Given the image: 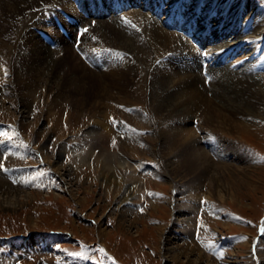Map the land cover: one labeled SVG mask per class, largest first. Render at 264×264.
<instances>
[{
  "label": "bare ground",
  "instance_id": "6f19581e",
  "mask_svg": "<svg viewBox=\"0 0 264 264\" xmlns=\"http://www.w3.org/2000/svg\"><path fill=\"white\" fill-rule=\"evenodd\" d=\"M263 46L264 0H0V121L8 123L4 126L0 122V196L25 192L17 186H48L52 173L60 180L76 179L73 169L63 161L66 148L61 144L62 137L52 143L49 133L40 128L44 125L37 127L30 122L32 108L36 102L46 104L43 95L54 97L55 103L57 97L62 99L68 83L76 90L84 84L100 85L105 79L110 89L118 90V96L106 95L102 103L105 109L78 111V117L80 121L83 117L97 121L106 113L111 127L85 130L76 140L79 144L71 141V155L83 165H93L98 177L106 176L102 186L114 194L123 221L134 213L138 220L147 216L137 214L129 205L141 209L139 202L132 201L144 179L137 171L140 162L131 175L136 181L131 184L117 187L118 180L108 178L119 174L117 164L132 171L127 159L144 157L158 163V169L150 167V171L155 177L168 176L172 190H178L176 198L171 195L166 200L171 207L176 203L173 210L170 207L176 221L169 228H165L166 217L159 215L160 201L151 204L161 221L158 228H163L156 240L165 246L166 260L187 256L197 249V264L205 258L219 259L221 251L207 255L200 250L208 219L203 218L205 208L203 216L197 219L196 214L193 218V190L185 185L180 172L192 173L191 182L197 188L205 187L201 196L208 201L234 198L233 182L227 183L222 169L252 161L249 150L237 145L230 135L264 132ZM157 58L160 60L155 69L152 65ZM32 93H40L39 99L31 100ZM97 104L92 103L95 108ZM13 105L17 110L13 111ZM59 109L58 115L66 113L71 119L69 101ZM144 130L150 134L144 136ZM50 145L52 154L47 150ZM30 151L35 152L36 163L29 162ZM41 164L46 167L37 169ZM209 203L205 207L215 213ZM131 223L128 226L134 225ZM176 231L182 234L178 240L174 237ZM100 234L105 235V228ZM23 243H18L19 247L27 251ZM252 243L246 242L251 254L248 262L264 264V237L256 261ZM213 245V249L221 248L219 241Z\"/></svg>",
  "mask_w": 264,
  "mask_h": 264
},
{
  "label": "rangeland",
  "instance_id": "374dc122",
  "mask_svg": "<svg viewBox=\"0 0 264 264\" xmlns=\"http://www.w3.org/2000/svg\"><path fill=\"white\" fill-rule=\"evenodd\" d=\"M52 36L55 37L54 35ZM69 45L72 48L74 46L72 43H69ZM165 56L166 54L163 55V57ZM159 60L160 58L154 60L152 68L156 69ZM101 80L100 85H94L92 83L88 85L84 84L81 88L83 92H80V88L74 90L71 88L70 83L67 85L65 83V92L63 91L61 93V95H63L62 99L64 98L63 100L57 97L58 100L55 103L54 97L43 95L46 104L40 105L36 102L32 108L34 115H31L29 119L30 122L37 127L44 125L43 128L42 126L40 128L49 133L48 137L52 140V143L57 141L59 136L62 137L63 140L61 144L66 148L63 161L73 169L76 179L72 178L71 180L67 178V180H64L61 178L60 180L59 176L57 177V175L52 173V183L48 186H40L38 184H28L22 187L17 186L23 188L25 192L21 193L17 191L14 193L15 195L5 194L0 196L2 204L0 205V264H197L195 258L199 257L198 249L196 252H192V250L189 251L190 254L187 256L193 257L191 259L187 256L180 255V257L176 256L175 259L167 261L165 257V246L162 247L163 243L157 241V236H160L163 232V228H158L161 225V221L157 217L156 210L151 207V204L155 200L160 201L162 211L159 215L166 217L167 221L164 222L166 224L165 228H169L176 221V215L173 214L172 216L170 214L171 206H169L168 202L166 203V200L171 199V195L176 198L175 195L178 191L176 189L172 190L168 176H166V178L155 177L153 175L154 173L150 171V167H152V170H157L158 163H151L144 157L135 160L127 159V161L132 164V171H127L125 167H120L117 164L115 170L119 174L112 175L110 173L111 175L108 179H117L118 184H115L117 187L123 186L124 183L131 184L133 181H136L132 180L134 176L132 177L131 175L135 174L134 168L140 162V168L138 167L137 171L139 170L138 174H143L144 179L140 187L141 189L135 190L134 196L131 198L135 203L139 202V204H141V209L138 211V207H135L136 204L130 203L129 205L134 211L136 210L135 212H137V214L143 216L147 213V216L144 218L140 217L138 220L135 218L136 213H134L128 215V221H123L116 209L117 204L113 200L115 198L114 194H109L102 186V181L105 180L106 176L103 174V178L98 177V172L97 174L95 173L93 165L90 167L88 164L83 165L79 159H76L73 154L71 155L72 144L81 137V133H84L85 130L107 129L109 124L111 127V123L105 118L107 116L106 113L105 115L103 114L104 116L102 118H97V121L87 117H83L82 121H80L78 117V111L81 113L82 111L85 113L89 111V113H91V110L95 112L99 109H105V105L102 103L106 102V95L113 94L114 96H118V90L110 89L108 81L105 79ZM1 81L0 76V85H2ZM39 96L40 93L30 94L31 100L39 99ZM65 101L70 102L71 112H73L71 119L67 117L66 113L63 114L61 112L59 115L57 114L60 110L59 107L63 106ZM95 101H98V108L92 105ZM12 109L13 111L17 110L16 105H13ZM122 110L128 113L132 112L131 109L122 108ZM116 115L117 114H115V117H117ZM0 118L3 119V117ZM116 119L132 124V122L130 123L127 119ZM101 120H103V122ZM195 122H197V120ZM1 123H3L4 126H8V123L3 121ZM190 125H192V121ZM261 126L264 127V122L261 123ZM120 131L122 130H119V133L122 134ZM149 132L148 130L141 131L144 136H148L150 134ZM203 135L204 133L202 136ZM1 137L2 136H0V138ZM230 137L237 145L249 150L248 153H251L250 161L252 160L249 163L241 161L239 162V167H233V169L221 168L222 171H226L225 178L227 183L231 182L230 184H232L233 182L232 187H234L235 199L228 196V199L224 202L216 197L208 201L201 196V194L206 191L205 187L204 189L197 188V185L191 182L190 178L192 179L194 177H191L192 173L187 174L186 171L183 173L180 172L181 176H183L185 185L187 187L191 186V190H193L191 193L193 197L190 198V202L195 206L193 218L195 219L197 215V219L203 216L201 213L204 212L203 208H205L203 218L205 220L208 219L206 225L209 226H206V235H202L205 239L204 247L200 250L207 255H211L214 252L219 253L221 251L220 253L222 255L220 256L221 258L219 257L217 260L208 258L209 260L206 261L207 258H205L203 263L200 264H208V262L209 264H236L237 261H239L238 264H250L248 262L249 256H251L250 248L246 242L249 240L254 242L252 243V254L256 261L258 260L261 240L264 237V231H262V229H264V205L262 206V204H264V132L251 136H242L236 133L232 136L230 135ZM75 143L78 142L76 141ZM47 150L52 154V145L48 146ZM83 151L84 150L80 152ZM98 151L97 149L96 153ZM30 152L29 156L32 157L29 162L31 164L34 162L36 163L37 161H34L33 158L35 152ZM150 155H147V157L150 158ZM8 157L6 156L5 158ZM230 159L232 161V157ZM41 162L43 163L42 159ZM30 163L29 165H31ZM7 164H10V162H7ZM31 167L34 166L32 165ZM42 167H46V165H38L37 169ZM233 176L236 178L235 180ZM127 178L129 180H127ZM120 180L123 183L120 182ZM10 181L11 180H9V183H11ZM245 182L246 186H244ZM202 185H204V183ZM208 203L213 204L215 213H211V211L205 207ZM175 205L176 203H173L171 207L172 210ZM150 208L151 212L148 215ZM260 208H262V210ZM219 210L220 212H218ZM131 222L134 224L132 225L133 227L128 226V223ZM102 228H105V235L100 234ZM179 229L181 230L182 227ZM174 234L176 240L182 235L181 232L178 231ZM190 240H192V238ZM195 241L197 243L200 242L198 237H195ZM217 241L220 242L222 249H213V244ZM22 242H24V245L27 244V251L19 247L18 243L21 244ZM12 243L15 244V247ZM189 244L192 245L193 242L191 241ZM225 246L228 247L226 248ZM190 247L189 250L192 249V246ZM207 248L208 250H206ZM261 248H264V246H261Z\"/></svg>",
  "mask_w": 264,
  "mask_h": 264
},
{
  "label": "snow or ice",
  "instance_id": "6c2138e0",
  "mask_svg": "<svg viewBox=\"0 0 264 264\" xmlns=\"http://www.w3.org/2000/svg\"><path fill=\"white\" fill-rule=\"evenodd\" d=\"M85 31H87V30H85ZM262 231H264V229H262Z\"/></svg>",
  "mask_w": 264,
  "mask_h": 264
}]
</instances>
